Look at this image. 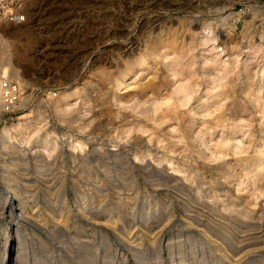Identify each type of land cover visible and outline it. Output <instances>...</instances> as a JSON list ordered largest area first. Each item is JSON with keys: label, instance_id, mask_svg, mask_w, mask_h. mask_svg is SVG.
Listing matches in <instances>:
<instances>
[{"label": "rangeland", "instance_id": "374dc122", "mask_svg": "<svg viewBox=\"0 0 264 264\" xmlns=\"http://www.w3.org/2000/svg\"><path fill=\"white\" fill-rule=\"evenodd\" d=\"M247 1L0 0V74L56 93L0 123V260L264 264V23L227 12Z\"/></svg>", "mask_w": 264, "mask_h": 264}, {"label": "built area", "instance_id": "2783aa9c", "mask_svg": "<svg viewBox=\"0 0 264 264\" xmlns=\"http://www.w3.org/2000/svg\"><path fill=\"white\" fill-rule=\"evenodd\" d=\"M227 12L232 16L239 14L252 17L254 15L259 17L260 23H264V0L247 1L230 7ZM22 19L21 16L18 20ZM49 95L55 96L56 93L41 88L26 87L13 77H0V123H6L10 116L32 106L35 98Z\"/></svg>", "mask_w": 264, "mask_h": 264}, {"label": "bare ground", "instance_id": "6f19581e", "mask_svg": "<svg viewBox=\"0 0 264 264\" xmlns=\"http://www.w3.org/2000/svg\"><path fill=\"white\" fill-rule=\"evenodd\" d=\"M152 9V8H151ZM248 19V16H247V18L245 19V21H247L248 23H249V20H247ZM157 25V24H156ZM163 35V34H162ZM1 60H3V62H7L8 63V65H9V67L11 68V73H12V75H14V77H15V79H17L18 81H20L19 80V77H20V70L19 69H17V68H15L14 66H11V58L9 57V56H2V58H1ZM3 70V72L0 74V77H3V76H9V77H12L10 74H9V72L8 73H5V68L4 69H2ZM13 77V78H14ZM26 83V82H25ZM23 84V83H22ZM24 85V84H23ZM25 86V85H24ZM63 95V94H62ZM50 141V140H49ZM45 142H47V141H45ZM49 143V142H48ZM46 145H48V144H46ZM11 167V166H10ZM9 168V167H8ZM12 169V168H11ZM10 172V171H9ZM8 186V185H7ZM11 186V185H10ZM12 187V186H11ZM11 187H3V188H0V193H2V195L4 196V198H5V202H8V201H10V202H14V199H16L15 198V196L13 195V191H15V189L14 190H11ZM18 187V186H17ZM16 192V191H15ZM26 194V193H25ZM1 195V194H0ZM16 195V194H15ZM19 196V195H18ZM23 196V195H22ZM23 197H25V195L23 196ZM17 198H19V197H17ZM21 199V198H20ZM27 199V198H26ZM25 199V200H26ZM22 200V199H21ZM18 201H19V199H18ZM29 201V200H28ZM4 202V201H3ZM24 202V201H23ZM27 202V201H26ZM23 204V203H22ZM26 204V203H25ZM24 204V205H25ZM28 204V203H27ZM30 206V205H29ZM25 207V206H24ZM5 208V207H4ZM3 209V208H2ZM26 209V208H25ZM33 209V208H32ZM4 210H6L5 212H8V215H10V217H11V220H12V216H15V218H16V213H17V207H15V209L14 210H12V209H10V208H6V209H4ZM26 211V210H25ZM2 212V211H1ZM3 213V212H2ZM18 214V213H17ZM26 214V213H25ZM24 216V215H23ZM14 222H16V221H14ZM14 224V223H13ZM11 230V229H10ZM12 232V231H11ZM11 232H7V235L3 238V241H4V244H5V246L7 245V241H12V239H13V237L11 238V236L9 235ZM3 244V243H2ZM4 250V253H3V256H2V258H1V260H0V264H14L15 262H16V258H17V256L19 255V253H18V251L16 252L15 250H11V249H9V250H7L6 251V248L5 249H3ZM20 251V250H19ZM21 252V251H20ZM16 260H15V259ZM15 260V261H14Z\"/></svg>", "mask_w": 264, "mask_h": 264}]
</instances>
